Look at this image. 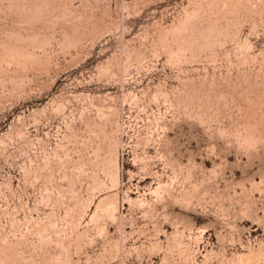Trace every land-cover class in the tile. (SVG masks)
I'll list each match as a JSON object with an SVG mask.
<instances>
[{
    "label": "rangeland",
    "instance_id": "rangeland-1",
    "mask_svg": "<svg viewBox=\"0 0 264 264\" xmlns=\"http://www.w3.org/2000/svg\"><path fill=\"white\" fill-rule=\"evenodd\" d=\"M0 264H264V0H0Z\"/></svg>",
    "mask_w": 264,
    "mask_h": 264
}]
</instances>
